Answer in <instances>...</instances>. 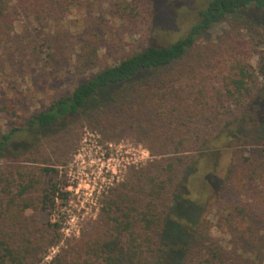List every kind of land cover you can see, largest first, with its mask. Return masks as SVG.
Returning a JSON list of instances; mask_svg holds the SVG:
<instances>
[{"label":"rangeland","instance_id":"1","mask_svg":"<svg viewBox=\"0 0 264 264\" xmlns=\"http://www.w3.org/2000/svg\"><path fill=\"white\" fill-rule=\"evenodd\" d=\"M209 1L85 0L60 24L44 29L19 17L0 42V106L17 112H0V135L21 128L103 69L147 46L182 38ZM125 4L132 12L123 11ZM263 64L264 10L248 8L213 25L148 81L167 80L179 90L165 115L153 106L131 113L124 95L56 124L36 141L18 132L15 145L29 151L17 159L1 157L0 175L52 168L54 181L69 192L67 203L26 212L33 224L60 226L62 242L42 263L88 233L114 195L131 197L139 220L138 213L152 207L146 184L157 179L167 181L155 203L159 211L169 209L175 190L197 209L186 264L212 260L213 254L222 255L221 264H264ZM241 70L246 86L238 93L231 81ZM48 179L42 178L33 196L42 195ZM237 211L242 214L228 228ZM139 226L137 221L135 235ZM128 239L121 236L124 244Z\"/></svg>","mask_w":264,"mask_h":264},{"label":"trees","instance_id":"2","mask_svg":"<svg viewBox=\"0 0 264 264\" xmlns=\"http://www.w3.org/2000/svg\"><path fill=\"white\" fill-rule=\"evenodd\" d=\"M84 2L0 0V42L10 36L15 21L21 16L33 20L39 28L44 29L50 24H60L71 11L81 8ZM248 8L264 10V0H210L198 12L197 21L182 38L165 47L147 46L103 69L77 85L68 96L58 99L26 121L21 128H13L0 135V158L11 156L17 159L28 153L25 146H16L13 141L18 132H29L36 141L43 131L86 110L104 108L117 101L119 96H128L131 102L128 111L131 113L153 106L165 115L168 103L180 92L167 80L148 81L182 58L196 39L213 25ZM123 11L132 12L130 5L125 4ZM258 76L264 78V64ZM246 77L247 73L241 70L240 78L231 81L238 93L245 89ZM203 90L208 92L206 88ZM203 90H198L200 96ZM0 112L17 113L16 108L9 104L0 106ZM191 169L193 171L195 168ZM56 173L55 169L43 167L24 171L15 169L8 171L7 175H0V264H45L42 261L47 251L62 242L57 223L36 225L26 216V212L43 210L57 200L63 203L69 201V192L64 190L66 186L54 181ZM44 177L49 179L42 195L33 196ZM166 185L167 181L164 180L150 179L147 182L152 207L139 212V220L134 218L135 207L130 201L131 197L118 194L109 198L89 232L80 236L74 244L61 248L47 264H186L191 257V240L195 231L193 220L197 209L175 190L169 209L159 211L155 203L164 195ZM236 213L227 219L228 228L236 222L238 214H242L240 211ZM137 221L140 232L135 235ZM123 234L129 238L125 244L121 242ZM212 260L214 264H221L223 258L221 254H213ZM212 260L199 264H213Z\"/></svg>","mask_w":264,"mask_h":264}]
</instances>
